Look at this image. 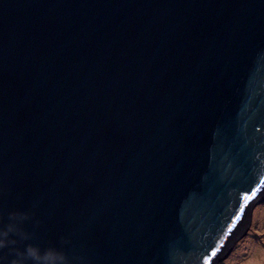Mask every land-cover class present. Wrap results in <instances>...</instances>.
Here are the masks:
<instances>
[{"label":"water","instance_id":"95a60500","mask_svg":"<svg viewBox=\"0 0 264 264\" xmlns=\"http://www.w3.org/2000/svg\"><path fill=\"white\" fill-rule=\"evenodd\" d=\"M261 181L264 0H0V264H215Z\"/></svg>","mask_w":264,"mask_h":264},{"label":"rangeland","instance_id":"374dc122","mask_svg":"<svg viewBox=\"0 0 264 264\" xmlns=\"http://www.w3.org/2000/svg\"><path fill=\"white\" fill-rule=\"evenodd\" d=\"M215 264H264V199Z\"/></svg>","mask_w":264,"mask_h":264},{"label":"snow or ice","instance_id":"6c2138e0","mask_svg":"<svg viewBox=\"0 0 264 264\" xmlns=\"http://www.w3.org/2000/svg\"><path fill=\"white\" fill-rule=\"evenodd\" d=\"M261 187H264V181H261V182H260V185H259L256 189L252 190V192H251L250 195L246 193V194L244 195L243 199H244L246 202H247V201H250L251 199H253V198L256 196L257 192L260 191V188H261ZM243 211H244V206H242L241 209H240V212H241V213H243ZM239 219H240V216L238 215V216L236 217V220L238 221ZM229 231H231V229H229ZM54 252H55L56 254H61V253L59 252V250H54ZM215 255H216V251H213V252H212V256H215ZM59 264H63V261H60ZM205 264H210V262H209L208 260H206Z\"/></svg>","mask_w":264,"mask_h":264}]
</instances>
